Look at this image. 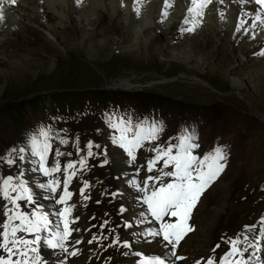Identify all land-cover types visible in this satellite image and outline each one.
I'll list each match as a JSON object with an SVG mask.
<instances>
[{
  "label": "rangeland",
  "instance_id": "obj_1",
  "mask_svg": "<svg viewBox=\"0 0 264 264\" xmlns=\"http://www.w3.org/2000/svg\"><path fill=\"white\" fill-rule=\"evenodd\" d=\"M53 23V17L47 15L45 24ZM99 25L102 34H107L112 43L103 58L86 53L82 40L70 29L65 35L69 48L54 47L36 29L16 32L19 40H0L1 50L16 53L15 58L0 57V174H22L20 165L26 169V175L33 174L27 171L29 163L25 157L33 149V141L35 145L39 139L48 141L54 162H73L70 174L74 178L72 190L75 193L69 201V222L74 233L78 232L76 236L86 235L85 247L90 248L95 257H91L92 264H104L102 259L125 264L127 251L134 244L125 239V229L139 228V232L145 229L141 225L142 214L134 213L128 224L124 216L142 209L143 203L138 199V203L128 209L122 203L134 197L132 192L141 195L135 185L144 174L138 171L162 152V146L180 140L182 130L178 122L185 120V129H188L185 136L199 142L201 153L219 138L233 148L231 156L228 152V158L223 160L224 172L200 195L186 223V228L191 229L189 233L194 234L188 244L202 233L209 245L208 254L219 256L233 241L244 234L251 235L257 224L264 222V75L256 72L246 58L239 63L241 56L235 50L226 52L212 46L207 49L203 67L186 65L180 43L162 45L163 34L154 38L147 55L130 56L117 42L121 39L127 44L134 38L133 32L111 25L106 18L101 19ZM181 37L178 34L176 39ZM22 58L27 61L26 66L19 67L18 61ZM245 82L248 85L244 86ZM121 105L129 109L123 116H131L133 112L138 121L143 117L151 118L154 125L164 124L167 132L157 144L148 145L141 139L144 147L133 150L134 160L124 149L110 142V137L120 136V126L110 117L113 112L121 111ZM135 132H129L128 138L132 139ZM110 144L123 155L124 169H137L138 174L133 173L135 177L126 178V174L120 178L114 173L116 165L109 149L115 150ZM10 160L13 163H8ZM82 160L85 161L83 166ZM153 166L147 174L163 176L166 173L163 163L156 161ZM119 179L125 189L119 188ZM27 183H30L34 202L37 200L35 203L40 204L37 197L40 195L46 207L51 201L46 191L41 190L40 194L31 187V182ZM81 189H84L83 194ZM144 192L143 189L142 198ZM45 207L40 209L45 212ZM199 213L206 214V222L197 226L195 219ZM140 234L138 241L144 237V233ZM125 240L129 248L121 251ZM179 246L172 249L166 243L170 255L163 259L172 264L171 258H175L173 253L178 252ZM49 248L63 253L62 247L54 249L49 244ZM263 254L264 247L260 257L263 258ZM43 255L40 254L42 260L47 258ZM142 256L138 254L137 258L147 257ZM67 259L68 256L64 257L61 264H66ZM248 259L253 257L250 255Z\"/></svg>",
  "mask_w": 264,
  "mask_h": 264
},
{
  "label": "bare ground",
  "instance_id": "obj_2",
  "mask_svg": "<svg viewBox=\"0 0 264 264\" xmlns=\"http://www.w3.org/2000/svg\"><path fill=\"white\" fill-rule=\"evenodd\" d=\"M198 3H204L205 6L202 9H197V12L190 13L189 8L193 7L192 0H16L15 4L5 2L2 5L4 18L0 20V40L6 38L19 40L16 32L21 31L22 33L25 30L36 29L54 47L62 49L67 46L69 48L70 43L66 40L65 35L67 29H70L75 32L76 38L82 40L86 53L90 56L103 58L108 54L109 47L112 45L108 35L102 34V30L99 29L101 19L106 18L111 25L126 27L133 32L134 38L127 44L121 39L117 42L126 49L130 56L147 55L154 38L163 34L165 40L162 45L165 46L166 43L171 42L180 43L179 46L184 51L183 58L186 65L196 68L203 67L207 61V49L212 46L215 50L222 48L226 52L235 50L241 56L239 63H242L243 58H246L252 62L256 72L264 75V15L246 0H210V2L209 0H198ZM49 14L54 19L53 25L45 24V17ZM178 34L182 35L181 39H176ZM0 57L15 58L16 53L0 49ZM18 62L19 67H22L26 66L25 62L27 61L22 58ZM257 82L261 83V80L258 79ZM243 85L248 84L245 82ZM106 144L108 148V142ZM110 146L113 147L111 144ZM109 152L116 165L115 174H119L120 178L126 174H128L126 178L134 176L132 168H123L122 163L125 159L122 154H119L120 151L109 149ZM134 177L131 178L134 179ZM25 179L31 183L34 179L35 183L41 184L40 181L36 182L33 174L28 175L27 173ZM120 182L119 179V188L125 189V184L122 185ZM37 190L40 192L45 189L40 187ZM132 193L134 197L125 199V203H122L126 209L136 205L141 196L137 194V191ZM45 195L49 198L47 191ZM39 196H37L38 203L43 208L45 207L44 202L42 203ZM53 209V204L50 201L45 207V212L49 214ZM137 212L142 214L141 225L145 230L139 232V228L137 230L125 229V239L134 243L132 249L127 251V258L124 259L125 264H134V261L138 259V254L147 256L146 258L157 256L164 258L170 255L166 243L161 241L158 236L153 237L152 233L156 232L146 217L144 207L142 209L140 207L134 212L130 211L129 214H123L127 217V224L131 221L132 215ZM205 218L206 214L199 213L195 219L197 226L203 224ZM46 221L48 224H53L50 215H47ZM208 222L207 219V224ZM207 224L205 223L206 226ZM217 226L218 224L215 225V228ZM140 233H144V237H140L138 241ZM193 235L192 231L191 234L188 233L185 236L186 239H182L181 244L182 240L179 242L178 252L175 253L176 259L171 258L172 264H197L200 256L207 254L208 249L206 248L209 245L207 240L202 237V233H199L198 237L195 236L188 244V239ZM83 236L86 237L85 234ZM51 244L57 245L53 247L54 249L61 247L54 239H51ZM82 246H84L83 254L72 258L68 256V262L92 264L91 261L88 262L85 244L83 243ZM57 252L50 249L49 244L45 241H42L39 246V253L47 255V258H44L47 264L62 263L65 256L61 251L57 250ZM178 257L180 258L178 259ZM261 259L263 260L264 257ZM237 260L242 261L240 256ZM251 261L246 259L242 263L251 264Z\"/></svg>",
  "mask_w": 264,
  "mask_h": 264
},
{
  "label": "snow or ice",
  "instance_id": "obj_3",
  "mask_svg": "<svg viewBox=\"0 0 264 264\" xmlns=\"http://www.w3.org/2000/svg\"><path fill=\"white\" fill-rule=\"evenodd\" d=\"M8 2L15 4L16 0H0V20L3 17L2 5L3 3ZM210 2V0H209ZM193 7L189 8V12H197V9H202L205 4L198 3V0H192ZM262 8H264V0H256ZM199 14V13H197ZM113 127H116L113 125ZM120 136L116 139V143L123 148L132 159H135L133 155V149L141 146V139L143 129L137 128L132 139L128 138V133L132 131L130 126L120 127L119 129ZM157 129L155 127L149 129L147 134L143 136L145 139H154L155 133ZM47 136L46 133H42ZM193 137L186 136L181 138L180 145L177 149L175 155H173L172 147H168L163 152H158L156 159L149 161V171L152 170L153 165L156 163V160L161 158L163 159V163L165 167H168L170 164L173 165L174 171L164 173V175L175 177V182L168 183L166 185L162 184L159 188L153 190L151 195H145L144 203L148 205V208L152 214V216L156 220H161L165 215L170 214L172 217L178 218L176 223H165L162 224L161 232L163 233V238L165 241H168L170 244H173L175 247L176 243H179V240L182 238L184 234V229L186 228V221L191 213V210L196 205L200 195L203 191L210 185L211 182L216 180L220 173L224 170L225 164L221 161L225 160V156L220 149L215 150V153L212 155H206L202 159H198L191 152V149L198 147V145L191 144L189 141ZM33 145L35 147V141H33ZM49 145L47 143L44 144L43 152L40 153L41 161L44 160L45 153L48 151ZM59 155V153H57ZM89 155H92L89 152ZM8 163H13V161H8ZM83 166L85 161H80ZM67 169L73 168V165L70 163L66 166ZM41 169L43 170L45 175H50L52 172L59 171V166L55 168H45L44 164L41 163ZM74 175V173H72ZM151 179V178H149ZM12 177H7L4 181V189L3 194L5 198L11 199L13 204H15L16 200L23 198L22 196H17L15 199L9 196L8 194V186L11 184ZM55 181H49L48 187L52 192L56 191ZM68 180L64 181V193L60 196L58 203H64L68 198H70L71 193L67 191ZM147 184V181H145ZM87 183H85V187H87ZM24 190V194H28V189L24 188L23 185H20ZM17 189H13L16 191ZM84 189H81V193L83 194ZM27 198L31 200V195H27ZM86 198V197H85ZM70 212V209L65 208L63 212L60 213L62 217L66 216ZM19 219L22 224L27 221V225L23 229H18L13 227L11 229V235L15 236L18 230H25L28 232H38L40 230L39 224L40 222L46 223V219L44 217H40V220L37 222H32L29 220L27 216L23 213H17L15 217H10V219ZM8 224L4 225V232L0 233L3 236V242L0 243V247H2L6 252L9 253V257L13 254V248L9 247V231ZM188 231L191 229L188 228ZM70 234V230L68 227V223L65 221L64 223V234L62 239H67ZM160 233H152L153 236L159 235ZM173 237H175V243H173ZM40 237L37 236L35 241H19L25 245L34 244L39 241ZM12 245L14 246L17 241L12 240ZM51 244V242H49ZM237 241H233V252L236 251ZM52 247H56V244H51ZM61 247L63 245H60ZM31 251H35V249H31ZM75 254V253H70ZM175 255V253H173ZM24 255H27V252H24ZM231 255V253L229 254ZM180 257H178L179 259ZM0 264H20V261H12L10 258L0 257ZM27 264V262H25ZM155 264H163L162 261L157 260ZM208 264H212L209 260ZM222 264H227V260L222 261Z\"/></svg>",
  "mask_w": 264,
  "mask_h": 264
}]
</instances>
